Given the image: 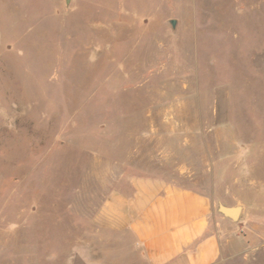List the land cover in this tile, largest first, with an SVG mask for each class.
Returning a JSON list of instances; mask_svg holds the SVG:
<instances>
[{"label": "rangeland", "instance_id": "rangeland-1", "mask_svg": "<svg viewBox=\"0 0 264 264\" xmlns=\"http://www.w3.org/2000/svg\"><path fill=\"white\" fill-rule=\"evenodd\" d=\"M137 175L264 264V0H0V264H147L102 215Z\"/></svg>", "mask_w": 264, "mask_h": 264}, {"label": "crops", "instance_id": "crops-1", "mask_svg": "<svg viewBox=\"0 0 264 264\" xmlns=\"http://www.w3.org/2000/svg\"><path fill=\"white\" fill-rule=\"evenodd\" d=\"M102 215L121 222L131 238L125 249L140 252L147 264H214L219 257L211 203L192 189L125 176V194H111Z\"/></svg>", "mask_w": 264, "mask_h": 264}, {"label": "water", "instance_id": "water-1", "mask_svg": "<svg viewBox=\"0 0 264 264\" xmlns=\"http://www.w3.org/2000/svg\"><path fill=\"white\" fill-rule=\"evenodd\" d=\"M169 24L171 28H174L176 24V20L170 19ZM216 211L224 218L230 219L232 221H236L239 219L241 207L239 205L229 206L222 202H218L216 205Z\"/></svg>", "mask_w": 264, "mask_h": 264}]
</instances>
